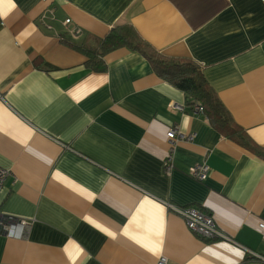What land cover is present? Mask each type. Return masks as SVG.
<instances>
[{
	"label": "crops",
	"instance_id": "crops-1",
	"mask_svg": "<svg viewBox=\"0 0 264 264\" xmlns=\"http://www.w3.org/2000/svg\"><path fill=\"white\" fill-rule=\"evenodd\" d=\"M48 8L52 29L39 21ZM65 18L79 43L129 23L159 53L192 59L264 148V0H0V213L30 222L22 238L0 234V264H264L242 249L264 257V159L141 53L119 47L90 70L58 37ZM173 126L194 136L173 140L165 174ZM203 160L200 182L187 169ZM164 202L208 212L237 244L198 238Z\"/></svg>",
	"mask_w": 264,
	"mask_h": 264
},
{
	"label": "trees",
	"instance_id": "trees-1",
	"mask_svg": "<svg viewBox=\"0 0 264 264\" xmlns=\"http://www.w3.org/2000/svg\"><path fill=\"white\" fill-rule=\"evenodd\" d=\"M63 40L82 51L87 57L85 65L94 72L105 70L104 56L116 48L127 47L141 53L150 62L157 76L182 90L193 100L194 105L198 103L201 106L202 112L215 129L264 159V148L255 144L233 121L205 79L200 66L192 59L174 58L159 53L129 23L112 26L105 36L93 44L79 43L68 37Z\"/></svg>",
	"mask_w": 264,
	"mask_h": 264
},
{
	"label": "built area",
	"instance_id": "built-area-1",
	"mask_svg": "<svg viewBox=\"0 0 264 264\" xmlns=\"http://www.w3.org/2000/svg\"><path fill=\"white\" fill-rule=\"evenodd\" d=\"M54 19V13L52 8L44 10L39 15L40 23L46 29H52V25L49 23L50 20ZM71 20L70 18H65L62 21L63 26L66 28L65 35H58L60 40H63L65 37L70 38L71 40H77L83 35L81 28L74 26L69 27ZM179 110H182L181 106L176 107ZM194 112H202V108L198 103H195ZM193 134H183L178 131L177 126L169 127L166 132V139L168 142V149L165 158L163 159V166L165 174H170L173 164V152L174 145L173 140L175 139H184L191 141L193 139ZM205 159V158H204ZM210 168L206 164L205 160L198 162L187 169V174L194 178L197 181H204L209 175ZM9 171L0 167V189L2 188L5 178L9 175ZM165 205L174 213L179 215L185 222L186 227L198 238L210 241V240H227L229 242H234L229 236H226L216 225L213 217L208 212H203L201 210L188 207V206H177L169 202H164ZM30 222L25 219H11L6 218L0 213V234L7 237L22 238L25 236L29 228ZM257 229L260 232L261 239L264 241V220H261L257 223ZM245 253L249 254L252 257L259 258L264 260V257L252 252L244 247H242ZM156 264H166V259L164 257L159 258Z\"/></svg>",
	"mask_w": 264,
	"mask_h": 264
}]
</instances>
